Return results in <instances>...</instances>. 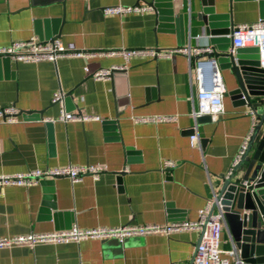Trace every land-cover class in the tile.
<instances>
[{
	"label": "crops",
	"instance_id": "0c3cea01",
	"mask_svg": "<svg viewBox=\"0 0 264 264\" xmlns=\"http://www.w3.org/2000/svg\"><path fill=\"white\" fill-rule=\"evenodd\" d=\"M151 5L153 10L123 17L103 8ZM207 19V26L203 18ZM264 19V0H0V47L37 37L57 38L71 52L56 63L0 62V106H14L28 121L0 123V175L67 165L104 168L71 183L66 178L28 188L0 190V237L127 224L164 225L195 221L217 196L250 134L251 110L234 98L237 88L224 55L239 24ZM210 45L224 86L223 114L194 124L196 89L187 57L133 58L126 72L107 81L85 72L123 63L122 49H174ZM238 55L250 56L249 50ZM66 95L67 109L101 121L56 122L53 94ZM173 116L172 122L138 123L135 118ZM197 136L192 145L191 137ZM173 161L163 172L161 163ZM199 235L134 236L78 243L0 249V264H192ZM220 249L232 250L224 222ZM236 256L239 255L236 253ZM230 258V257H229ZM233 260V257L230 258Z\"/></svg>",
	"mask_w": 264,
	"mask_h": 264
},
{
	"label": "built area",
	"instance_id": "2783aa9c",
	"mask_svg": "<svg viewBox=\"0 0 264 264\" xmlns=\"http://www.w3.org/2000/svg\"><path fill=\"white\" fill-rule=\"evenodd\" d=\"M153 10L151 5L113 6L103 8L105 16L123 17L129 14H140ZM231 48L229 54L236 55L239 50H249L256 60L259 69L264 70V19L251 24H239L232 29L229 35ZM119 55L123 63L106 69H99L85 72L96 81H107L113 74L126 72L128 64L133 58L140 59H171L174 56L182 55L188 58L193 73V82L196 89L195 101L191 111V118L197 124L199 118L208 116L216 120L223 114L224 86L221 80L215 50L210 45H196L179 47L174 49H122L110 54ZM82 57V52H71L65 49L61 41L52 38L48 41H41L37 37H31L25 41L13 42L8 46L0 47V62L15 64H37L41 62L56 63L64 57ZM247 57V56H245ZM51 103L57 105L59 113L56 118H34L35 121L53 125L56 122H98L101 119L97 116H79L67 109L66 95L61 90L53 94ZM252 125L250 134L245 138L231 169L225 177L232 174L233 168L244 154L250 140L252 130L257 122L256 116L251 112ZM173 116H147L135 118L138 123L161 124L174 121ZM29 116L14 106H0V123L15 124L21 121H28ZM197 142V136L191 137L192 145ZM176 164L170 160L161 163V170L166 172L174 169ZM104 172V168L95 166L67 165L55 168L34 169L15 174L0 175V190L4 187L28 188L38 186L49 180L66 178L71 183L80 182L84 177L89 176L97 180ZM215 206V207H214ZM224 215L221 207L216 202V196L206 206L197 212L195 221H176L164 225H135L127 224L116 228H89L81 229L76 225L66 230L54 231L41 234H27L21 236L0 237V249H11L19 246L34 248L38 244H66L69 242L78 243L88 239H114L123 243L125 239L134 236H145L151 234H163L169 236L177 232L194 231L199 235V242L195 248L192 264H244L243 260L236 256V252L222 251L220 249L221 233L224 224ZM233 257V260L230 258ZM178 264V263H174Z\"/></svg>",
	"mask_w": 264,
	"mask_h": 264
},
{
	"label": "water",
	"instance_id": "95a60500",
	"mask_svg": "<svg viewBox=\"0 0 264 264\" xmlns=\"http://www.w3.org/2000/svg\"><path fill=\"white\" fill-rule=\"evenodd\" d=\"M207 26V19L203 18ZM237 88L231 92L256 116L244 154L216 196L229 229L232 249L244 264H264V70L253 57L224 55ZM210 120L208 116L198 119ZM215 207V206H214Z\"/></svg>",
	"mask_w": 264,
	"mask_h": 264
}]
</instances>
